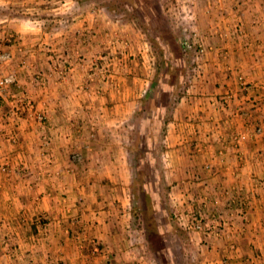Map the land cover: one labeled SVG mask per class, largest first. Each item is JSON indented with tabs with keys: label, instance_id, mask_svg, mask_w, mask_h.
Segmentation results:
<instances>
[{
	"label": "crops",
	"instance_id": "1",
	"mask_svg": "<svg viewBox=\"0 0 264 264\" xmlns=\"http://www.w3.org/2000/svg\"><path fill=\"white\" fill-rule=\"evenodd\" d=\"M48 1L0 0V42L16 35L28 66L37 65L24 68L15 105L0 97V264H159L153 247L162 239L135 217L137 194L143 210L163 212L164 198L173 218L221 220L218 235L186 232L182 251L188 258V240L196 264H264V139L254 138L246 117L264 100V0H195L206 54L185 52L181 81L167 74L151 82L144 71L158 61L145 41L130 44V57L107 79L98 74L107 61L97 60V21L61 26ZM16 13L46 25L15 22ZM195 14L184 18L196 29ZM85 23L92 34L82 39ZM192 65L201 71L191 75ZM240 74L250 90L239 88ZM144 99L157 101L150 112ZM75 152L81 162H71Z\"/></svg>",
	"mask_w": 264,
	"mask_h": 264
},
{
	"label": "rangeland",
	"instance_id": "2",
	"mask_svg": "<svg viewBox=\"0 0 264 264\" xmlns=\"http://www.w3.org/2000/svg\"><path fill=\"white\" fill-rule=\"evenodd\" d=\"M151 1L154 2V5H156L158 10H160L159 13H161V15L167 16L168 24L174 28L176 36L177 37L181 36V40L179 42H180V46L182 49V53L186 57L187 56L185 54L186 51L183 48L182 42L185 38H188L189 33L185 29L189 25L187 24L188 20H186L184 17H189L191 16V13L195 14L196 12H197L196 14L198 15V11H196V8L193 9V7L196 6L194 4L195 0H151ZM44 4L46 5L47 10L58 9V15L54 16L52 19L58 20L57 23L64 27L74 26L79 21L82 22L85 19L92 18L95 21H97L98 28H96L97 29L96 31H99L101 33L100 37L102 38L98 40L100 45L96 43L97 46H99L101 49V50H98V53L96 55L98 57L97 58L98 61L102 62L104 59V61H107V64L109 65L114 60L115 57L119 59L129 58L130 57L129 53L131 52V49L129 48L127 50L126 49L124 50V46H123L124 42L131 41L129 44H132L134 46V45H139L140 41H145L149 49L148 51H146L148 53V57H152L156 61L159 62V53L156 47L153 46V43L150 42V37L147 35V33L144 32L145 31L144 27L141 26L139 21H137L134 15V12H133L135 11L134 7H130L127 3L120 2V3L111 4V6L109 7V10L107 9L106 4H104V2H101V0H49L48 2H45ZM191 5H192V8H191L192 11L190 9ZM135 6H137V4ZM167 6H169L170 11H167L166 9ZM41 11H43V9ZM41 14H35V15H37L38 17V15H41ZM1 15H3L2 18L4 19L8 15L7 9H5L4 7L1 8ZM197 15L195 16V20H192L194 25L196 26V29L192 25L191 26L193 27V29H195L198 32L199 29L197 28L198 27L200 28L202 19H198ZM31 17H33V19L31 18L30 20L25 15L23 16V14L21 13L19 14L16 13L14 21L21 22V23H24L26 21V24H29L30 26H33V27H37L38 29L46 25V24L44 25L43 23H41L39 19L34 18V16H31ZM6 21H7V17H6ZM86 24L87 23L83 24L81 26L82 28H80L79 26L80 28L79 35H81V37L85 35V39L87 38V33L90 32L89 30L85 29L87 28ZM2 37H3V40H1L0 42V47L2 48L4 47L6 49L4 51L0 50V55L3 53L10 54L11 60L8 63H4L3 65L0 66V78L14 75L15 80L12 85L6 88L0 87V97L1 99L4 98L3 102H6V104L10 106L11 104L12 105L16 104L15 101L17 98L14 97V95H17L19 91L21 92L22 85L20 83V76L22 75L24 71H26L24 70V68L25 69L28 68L29 71L32 73L31 69H36L37 65H34L33 67H30V65L28 66L27 63L29 61L25 59L24 46L21 45L20 43L21 41L19 40V38H17L16 35L11 34V33H5L4 35H2ZM116 37H120V43L117 46L113 44V42L116 40ZM85 44H86V41H85ZM85 44H84V41H82L80 45L81 48L78 51L80 60L85 59L83 57L84 56L83 53H81L82 51L81 49L83 48L82 46H84ZM193 50L197 53L198 46H193ZM103 53H106V54H103ZM188 61L190 65L191 63H193L191 58H189ZM158 62H157V65H158ZM80 64H81V67L86 66L85 60L83 62H80ZM188 67H189L188 73H190L191 75L193 73H197V71L199 70L197 69V65H194V66L192 65V67L190 66ZM193 67H195L197 70H194ZM70 68H72L71 65L65 68L62 67L60 71H62L65 74V73L70 72L69 71L71 70ZM117 68L118 67H115V69ZM158 68L159 66H155L154 72L150 74H149V70L144 71L146 73L144 78H146L150 82L153 79V77L157 79L158 73H159ZM199 71H201V69ZM147 74H149L150 77L147 76ZM112 75H113V72H112ZM173 75H176V73H174ZM240 76H244V75L240 74L237 76L239 88L242 89L243 91L250 90L251 84L248 81H247L248 82L247 89H244L243 86L240 84V81H239ZM259 92L260 94L263 95L264 85H261ZM259 102H255L253 104L255 106V108L253 109L254 112L251 111L249 113V116H246V117H249L250 119H252L251 122L249 123L253 124L254 126V130H253L254 138L257 139V137L259 138L261 137L262 139H264L263 138L264 137V108H263L264 100L261 101L260 103ZM18 103H19L17 104L18 107H22V106L26 107V105H22L20 104V102ZM29 106L30 107L34 106V103L32 102L31 104H29ZM38 114L32 113L31 118H34L37 122H40L36 118ZM258 127H262L261 133H256V130ZM240 136H243V135H240ZM174 218L179 224V221L177 220L175 215H174ZM221 226H223V224ZM180 227L183 228L182 226ZM184 246H185L184 247L185 252L188 255L187 256L188 263L196 264V260L194 258H190L189 256L188 240L185 241ZM193 259L195 260V262L193 261Z\"/></svg>",
	"mask_w": 264,
	"mask_h": 264
},
{
	"label": "trees",
	"instance_id": "3",
	"mask_svg": "<svg viewBox=\"0 0 264 264\" xmlns=\"http://www.w3.org/2000/svg\"><path fill=\"white\" fill-rule=\"evenodd\" d=\"M101 2L106 4L108 10L111 4L120 2L127 3L130 7H134L135 11L133 12L137 21H139L141 26L144 27L145 31H143L150 37V42L153 43V46L156 47L159 53L158 80L160 79L163 81L165 75L170 74L173 77L175 76L173 74L176 73V76L179 77V80L181 81V77L185 73V68L182 66V64L184 61H187L186 57L182 53L179 42L181 40V36H176L174 28L168 24L167 16H163L161 13H159L160 10H158L157 6L154 5V2L151 0H101ZM136 4L137 6H135ZM143 9L145 11L144 14L142 12ZM166 9L167 11H170L169 6H167ZM148 10L155 14V16L150 14ZM172 77L169 80L170 82ZM156 102L157 101L154 99H144L143 105L145 110H150L151 107L156 105ZM135 137L139 138V130L135 132L134 138ZM141 181L142 180L139 178L137 183H141ZM138 189L140 190V187H138ZM148 198L151 200L153 196L149 194L146 196V205ZM161 202H163V212L157 214V212H154V210H143L141 207V195L137 194V197L134 199L133 203L135 208L137 207L138 211L135 213V217L140 220V223H142L141 227L145 229L149 237L156 236L162 239L161 241L157 239L154 243L156 245L153 247L154 250L157 249L160 251L161 258L159 259V264H169V256L165 253V251L168 253L169 250H172L176 264H189L181 246L182 242L188 237L186 235V231L177 225L175 219L165 207L166 201L164 198L161 199ZM154 215L160 216L157 218L158 222L155 226L152 225L151 220Z\"/></svg>",
	"mask_w": 264,
	"mask_h": 264
},
{
	"label": "built area",
	"instance_id": "4",
	"mask_svg": "<svg viewBox=\"0 0 264 264\" xmlns=\"http://www.w3.org/2000/svg\"><path fill=\"white\" fill-rule=\"evenodd\" d=\"M189 35L188 38H185L182 42L183 44V48L185 49V51H190L192 50L193 46H198V51H197V56L200 59L203 55L206 54V48L203 45V37L195 30L193 29L191 26H187L185 29ZM120 43V37H116V40L113 42L114 45H118ZM124 50L129 49L130 48V44L128 41L124 42ZM11 60V55L7 54V53H3L0 55V66L3 65L4 63H8ZM122 59H119L117 57L114 58V60L108 65H104L101 67V69H98L99 71H103V75L108 79L111 78L112 76V71L114 70L113 68H115L119 61ZM106 66V67H105ZM113 70H112V69ZM98 71V72H99ZM96 72L93 70H91V79L94 80L96 75ZM14 75L8 76V77H3L0 78V87L6 88L10 85H12L14 83ZM239 81L240 84L243 86L244 89H247L248 87V82L246 80V78L244 76H240L239 77ZM37 120L40 122H45V115L42 114H38L37 115ZM262 132V127H258L256 130V133H261ZM246 136H239L237 137V141H242L243 139H245ZM71 162L72 163H78L82 161V154L79 152H75L71 155L70 157ZM6 167H4L3 170H5ZM242 197L238 196L234 201L241 203L242 205H245L244 201H242L243 199H241ZM177 220L179 221L180 226H182L184 228V230H186L189 233H201V232H207L210 235H218L220 232V228L221 225L223 223H221L220 221H217L216 225H212L209 222H206L205 217H203L202 215H196L195 213H191L188 216L189 221L187 220V215H185L182 212L176 213L175 214Z\"/></svg>",
	"mask_w": 264,
	"mask_h": 264
}]
</instances>
